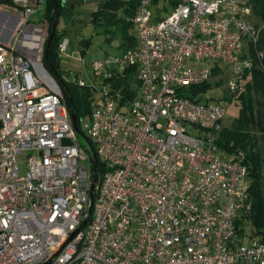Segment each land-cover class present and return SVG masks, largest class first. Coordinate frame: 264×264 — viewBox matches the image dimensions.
Masks as SVG:
<instances>
[{
	"label": "built area",
	"instance_id": "obj_1",
	"mask_svg": "<svg viewBox=\"0 0 264 264\" xmlns=\"http://www.w3.org/2000/svg\"><path fill=\"white\" fill-rule=\"evenodd\" d=\"M40 1L0 0V264H264V238L237 234L248 169L217 145L226 107L188 92L231 66L234 104L264 59L252 0H140L134 47L90 63L100 82L64 72L92 91L79 134L39 68Z\"/></svg>",
	"mask_w": 264,
	"mask_h": 264
},
{
	"label": "trees",
	"instance_id": "obj_2",
	"mask_svg": "<svg viewBox=\"0 0 264 264\" xmlns=\"http://www.w3.org/2000/svg\"><path fill=\"white\" fill-rule=\"evenodd\" d=\"M140 0H105L97 5L96 10L91 14V24L93 27L103 29L107 41L118 39L117 49L122 53L135 45L132 35L133 17ZM45 13L43 21L47 22L49 32L57 25L59 18L64 14L67 7L63 0H44ZM157 0H153L156 3ZM253 22L258 18L264 25V0H252L251 3ZM50 33L43 50V67L47 70L56 82L68 112L75 117L76 127L80 121L90 113V103L92 91L78 88L63 81L60 60L58 57V32L55 29L54 36L50 39ZM89 41L83 43L89 45ZM257 50L264 53V29L261 32ZM255 60L254 68L246 75L249 77L243 86V91L237 96L235 103H240L241 107L234 122L229 127H223L217 139V145L227 153L242 151L246 156L245 164L248 169V187L250 207L248 211L241 215L236 221L237 234L243 236V226L251 227L252 236L264 238V59L261 64ZM216 71H214L215 74ZM218 84V83H217ZM128 81L122 79L115 83V86H126L128 92ZM209 84L189 89V97L193 99L199 93L209 88ZM226 100L228 97H225ZM260 142L262 145H260ZM99 174V165H98Z\"/></svg>",
	"mask_w": 264,
	"mask_h": 264
},
{
	"label": "rangeland",
	"instance_id": "obj_3",
	"mask_svg": "<svg viewBox=\"0 0 264 264\" xmlns=\"http://www.w3.org/2000/svg\"><path fill=\"white\" fill-rule=\"evenodd\" d=\"M97 5L83 4L82 6H74L67 8L64 14L59 18L55 27L58 32V43L63 44L66 42V50L63 53H57L62 72H72L71 77L77 76L88 84L100 82L98 77L93 75L90 69V63L94 60H104L105 58H111L121 52L117 49L118 39L113 41H107L108 37L100 27H93L91 24V14L96 10ZM168 6L164 0H157L151 6L153 13L158 12L160 15L165 16L167 14ZM45 13V2L40 1V4L36 7L34 13L30 17L29 24L33 26H42L44 36V44L42 51L39 55L40 62L43 59V50L46 40L49 35V28L47 22L43 21ZM253 13V12H252ZM253 16V14H252ZM253 18V17H252ZM254 20V19H253ZM256 22L262 24L258 18H255ZM132 33V31H131ZM89 41V45L84 46L83 43ZM44 71L50 76L47 70L43 67ZM232 67H226L220 75L211 77L208 80L209 88H206L202 92V101L213 100L219 102L226 107L227 119L224 122V127H229L234 119L237 117L240 110V103L230 104L225 97H228L226 93L227 83L232 78ZM75 73V74H74ZM51 77V76H50ZM51 79H53L51 77ZM218 83V84H217ZM94 99H97L95 93ZM79 143L85 147L86 140L85 135L78 137ZM260 145L261 142H260ZM264 176V169H263ZM248 184V182H246Z\"/></svg>",
	"mask_w": 264,
	"mask_h": 264
},
{
	"label": "water",
	"instance_id": "obj_4",
	"mask_svg": "<svg viewBox=\"0 0 264 264\" xmlns=\"http://www.w3.org/2000/svg\"><path fill=\"white\" fill-rule=\"evenodd\" d=\"M104 1L105 0H63L65 6L67 8H71L74 6H82L83 4L99 5V4L103 3ZM54 33H55V26L52 27V30L50 33V39L54 36ZM39 68L41 70V74L46 78V80L48 82H51V80H48V78L50 76L44 71V69L41 67V65H39ZM53 88L57 91V87L55 85L53 86ZM71 120H72L73 127L75 129V132L77 134H79L77 127H76V124H75V117L73 115H71ZM93 161L95 162V159ZM96 181H97V177L94 176L92 187L90 189V200H92V198H93V187H94ZM89 212H90V209H89ZM85 221L83 222V224L85 223Z\"/></svg>",
	"mask_w": 264,
	"mask_h": 264
}]
</instances>
